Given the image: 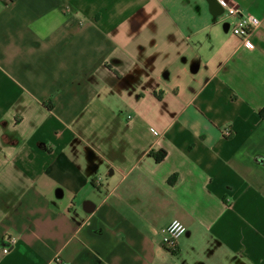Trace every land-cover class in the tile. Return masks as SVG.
<instances>
[{
	"label": "crops",
	"instance_id": "0c3cea01",
	"mask_svg": "<svg viewBox=\"0 0 264 264\" xmlns=\"http://www.w3.org/2000/svg\"><path fill=\"white\" fill-rule=\"evenodd\" d=\"M226 1L252 50L217 0H0V264H264V0Z\"/></svg>",
	"mask_w": 264,
	"mask_h": 264
},
{
	"label": "built area",
	"instance_id": "2783aa9c",
	"mask_svg": "<svg viewBox=\"0 0 264 264\" xmlns=\"http://www.w3.org/2000/svg\"><path fill=\"white\" fill-rule=\"evenodd\" d=\"M226 14H237L238 18L236 24L233 27V34L236 35L240 44L246 50L253 49V43L250 39L251 31L259 24V19L249 13H241L237 7L231 5L226 0H217ZM156 134V132L153 130ZM186 231V226L178 219H172L166 227L162 229L161 243L163 246L173 252L176 249V241ZM9 243H14L15 239L10 237ZM57 264H68L63 261L59 255H55L52 259Z\"/></svg>",
	"mask_w": 264,
	"mask_h": 264
},
{
	"label": "trees",
	"instance_id": "16d2710c",
	"mask_svg": "<svg viewBox=\"0 0 264 264\" xmlns=\"http://www.w3.org/2000/svg\"><path fill=\"white\" fill-rule=\"evenodd\" d=\"M261 115L264 117V109L262 110ZM161 157H156L157 160H159Z\"/></svg>",
	"mask_w": 264,
	"mask_h": 264
}]
</instances>
